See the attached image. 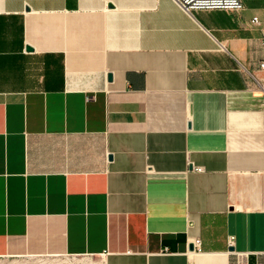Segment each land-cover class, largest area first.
I'll return each mask as SVG.
<instances>
[{
  "label": "crops",
  "instance_id": "obj_1",
  "mask_svg": "<svg viewBox=\"0 0 264 264\" xmlns=\"http://www.w3.org/2000/svg\"><path fill=\"white\" fill-rule=\"evenodd\" d=\"M242 1L0 0L1 256L235 264L234 236L264 264V0Z\"/></svg>",
  "mask_w": 264,
  "mask_h": 264
},
{
  "label": "built area",
  "instance_id": "obj_2",
  "mask_svg": "<svg viewBox=\"0 0 264 264\" xmlns=\"http://www.w3.org/2000/svg\"><path fill=\"white\" fill-rule=\"evenodd\" d=\"M176 2L181 6V8L187 13H192L194 10L198 9H224V10H235L241 11L244 9L245 5L242 0H176ZM254 23L259 24V18L254 17ZM260 69L264 73V61L260 63ZM252 74V73H250ZM255 78L256 82L264 87V77L257 78L252 74ZM198 170H202V168H198ZM194 248H198L201 245V239L199 237H195L193 239ZM230 246H234L233 253L236 256L235 264H249L246 257L249 255L248 253L239 252L235 248V237H229ZM264 255V253H261Z\"/></svg>",
  "mask_w": 264,
  "mask_h": 264
},
{
  "label": "rangeland",
  "instance_id": "obj_3",
  "mask_svg": "<svg viewBox=\"0 0 264 264\" xmlns=\"http://www.w3.org/2000/svg\"><path fill=\"white\" fill-rule=\"evenodd\" d=\"M101 258L89 255L5 257L0 255V264H101Z\"/></svg>",
  "mask_w": 264,
  "mask_h": 264
},
{
  "label": "water",
  "instance_id": "obj_4",
  "mask_svg": "<svg viewBox=\"0 0 264 264\" xmlns=\"http://www.w3.org/2000/svg\"><path fill=\"white\" fill-rule=\"evenodd\" d=\"M28 49H30V47ZM109 80H112V75H109ZM190 248L193 250L194 249V246L191 245ZM231 250H234V249L232 248Z\"/></svg>",
  "mask_w": 264,
  "mask_h": 264
}]
</instances>
